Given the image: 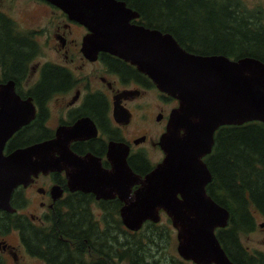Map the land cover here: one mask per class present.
I'll return each instance as SVG.
<instances>
[{"label":"flooded vegetation","instance_id":"af4514ba","mask_svg":"<svg viewBox=\"0 0 264 264\" xmlns=\"http://www.w3.org/2000/svg\"><path fill=\"white\" fill-rule=\"evenodd\" d=\"M36 1L57 9L43 29L20 25L0 0V36L17 53L0 43L6 52V59L0 55V110L4 122L20 123L2 152L41 147L32 154L37 173L13 188L11 208L0 207V264L137 262L131 254L150 262L149 236L159 230L145 225L159 227L162 221L146 219L131 229L120 209L162 160L159 136L178 100L109 51L88 56L82 45L88 29L49 0ZM123 1L139 13L130 21L143 24L133 0ZM41 35L47 37L42 41ZM125 151L128 166L140 176L131 189L94 190L75 178L83 169L107 174ZM46 241L62 252H50Z\"/></svg>","mask_w":264,"mask_h":264},{"label":"water","instance_id":"95a60500","mask_svg":"<svg viewBox=\"0 0 264 264\" xmlns=\"http://www.w3.org/2000/svg\"><path fill=\"white\" fill-rule=\"evenodd\" d=\"M49 1L88 29L82 41L88 56L109 51L134 64L158 89L178 100L159 136L164 156L133 194L127 193L133 199L120 209L123 223L137 229L146 219L160 220L163 210L176 228V250L181 257L197 264H238L216 234L217 227L227 224L229 211L206 191L211 172L203 156L211 151L219 126L264 121V62L249 55L231 58L189 51L171 32L131 22L139 13L123 0ZM19 124L4 122L0 110V207L8 209L13 188L40 167L32 158L40 146L2 152ZM82 172H75V178L94 190L131 189L140 182L127 164L126 151L107 174ZM259 225L264 226V221Z\"/></svg>","mask_w":264,"mask_h":264},{"label":"trees","instance_id":"16d2710c","mask_svg":"<svg viewBox=\"0 0 264 264\" xmlns=\"http://www.w3.org/2000/svg\"><path fill=\"white\" fill-rule=\"evenodd\" d=\"M133 5L143 13L144 25L171 32L189 51L222 53L231 58L249 55L264 62L263 8L253 11L244 0H133ZM0 43L17 57L7 39L0 36ZM204 160L211 172L206 191L229 211L227 225L216 231L221 245L238 264H264L262 252L251 254L239 242L240 232L254 228L255 212L264 216V121L219 126ZM145 226L159 230L150 234L151 242L159 240L166 246L165 229ZM46 244L50 252H62L58 245ZM149 259L147 263L130 262L187 264L175 256L149 255Z\"/></svg>","mask_w":264,"mask_h":264},{"label":"rangeland","instance_id":"374dc122","mask_svg":"<svg viewBox=\"0 0 264 264\" xmlns=\"http://www.w3.org/2000/svg\"><path fill=\"white\" fill-rule=\"evenodd\" d=\"M244 2L246 6H248L253 11H259L262 8L264 11V0H244ZM2 5L8 14H10L11 17H13L20 25L33 26L35 23H38L40 29H43L47 26L49 22L48 14L53 11L57 12L56 8H53L50 5H45L42 1L36 0H2ZM72 28L75 27L72 25ZM52 29L53 28H51V30ZM41 36L42 41L47 37L45 35ZM0 55L6 59V52L4 49L1 50ZM149 97L152 101H156L158 99V95L153 89L150 90ZM151 155L153 156L152 152ZM156 158L157 156L153 157V159ZM160 214V221H162V223L157 224V226H163L161 228L167 231V236L172 233V237L167 239L166 246H164L163 242L159 240H155L154 242L150 241V245L152 247L150 255L152 257L165 256L166 258L175 256L176 258L182 259L176 250V229L170 223V218L168 219V215L163 210L160 211ZM255 217L256 224L254 228L246 232H240L239 242L242 246L246 247L251 254H257V252H262L264 254V228L259 225L260 221H264V216L255 212ZM130 256L139 261L137 255L131 254ZM184 261L187 264H193L192 261ZM125 264L127 263L125 262Z\"/></svg>","mask_w":264,"mask_h":264}]
</instances>
